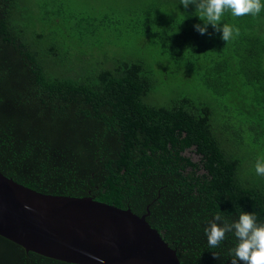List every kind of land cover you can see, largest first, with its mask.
<instances>
[{
	"label": "trees",
	"instance_id": "trees-1",
	"mask_svg": "<svg viewBox=\"0 0 264 264\" xmlns=\"http://www.w3.org/2000/svg\"><path fill=\"white\" fill-rule=\"evenodd\" d=\"M68 2L0 0V173L41 194L91 197L138 216L149 206L147 223L180 264H231L234 235L212 249L204 229L218 212L229 222L254 213L264 223V180L255 174L257 138L264 140V8L257 16L225 12L222 22L240 30L227 44L210 25L197 32L203 21L181 0H130L123 11V29L160 57L206 64L204 86L222 101L215 108L187 97L147 103L155 84L140 61L81 67L80 44L56 35L75 17ZM92 12L68 27L85 45L122 24L104 8ZM0 264L66 263L0 237Z\"/></svg>",
	"mask_w": 264,
	"mask_h": 264
},
{
	"label": "water",
	"instance_id": "water-1",
	"mask_svg": "<svg viewBox=\"0 0 264 264\" xmlns=\"http://www.w3.org/2000/svg\"><path fill=\"white\" fill-rule=\"evenodd\" d=\"M129 208L41 194L0 173V237L66 264H180L176 250Z\"/></svg>",
	"mask_w": 264,
	"mask_h": 264
},
{
	"label": "rangeland",
	"instance_id": "rangeland-1",
	"mask_svg": "<svg viewBox=\"0 0 264 264\" xmlns=\"http://www.w3.org/2000/svg\"><path fill=\"white\" fill-rule=\"evenodd\" d=\"M25 3L36 6V4L43 3L46 0H23ZM66 5L67 13H71L75 17H71L68 24L62 25L56 30V35L59 38H64L66 43L71 44L75 40V44H80L77 51L84 50L81 67L91 66H106L109 67L112 60L116 57L128 59L132 61H140L144 64L145 68L151 72V79L154 82L153 93L147 98L146 102L152 105L165 106L171 101L179 99L181 97H187L195 101L208 102L215 106V108L221 107V100H214V92L207 90L204 86L203 75L206 70V64L198 62L193 66L188 65V62L178 61L173 63L167 61L164 57H160L157 51L151 50L148 45L144 46L142 43L145 42L144 38L139 34L129 33L123 29V24L126 25L127 18H124L123 11L129 8L130 0H69ZM29 6V7H30ZM97 6L99 12L103 11V8L108 14V19L111 22L120 20L121 26L113 29H106L103 32H98L94 35L92 40L87 45L84 44L82 38L74 36L68 27L73 25L75 21L79 23V19L82 18L81 13L86 11L92 16L94 14L92 9ZM113 8L115 11L113 14L107 12ZM74 12V13H73ZM97 14V13H96ZM95 14V16H96ZM93 15V17H95ZM119 23V24H120ZM78 27V25H77ZM262 27V29H261ZM258 28L260 30L259 35L264 42V26ZM74 30V27H71ZM49 32L45 33L48 34ZM37 34H40V28H37ZM50 35V34H49ZM77 35V34H76ZM97 49L94 56L91 59V51L93 48ZM91 49V50H90ZM77 55L76 57L81 56ZM72 57V56H71ZM72 58L74 66L77 64L76 59ZM171 68L168 72L166 69ZM259 136L257 138L258 149L255 153L256 158L264 162V140ZM247 134L244 136L246 142L250 140ZM188 157L194 162H197L198 157L190 151L186 152ZM249 167V165H248ZM256 174V173H255ZM257 175V174H256ZM264 180V176H258Z\"/></svg>",
	"mask_w": 264,
	"mask_h": 264
},
{
	"label": "clouds",
	"instance_id": "clouds-1",
	"mask_svg": "<svg viewBox=\"0 0 264 264\" xmlns=\"http://www.w3.org/2000/svg\"><path fill=\"white\" fill-rule=\"evenodd\" d=\"M185 9L194 5L195 12L203 24H195L194 29L201 35L208 33L209 25L216 33H222L221 39L226 44L240 35L239 28L223 23L225 12L233 17L246 15L257 16L264 4L261 0H181ZM258 176H264V162L258 160L255 164ZM222 225V226H221ZM209 248H218L225 240L226 234L232 233L235 245L229 249L231 264H264V223H257L254 213L241 211L238 220L229 222L220 212L216 213L204 229ZM214 259L220 257L213 253Z\"/></svg>",
	"mask_w": 264,
	"mask_h": 264
}]
</instances>
